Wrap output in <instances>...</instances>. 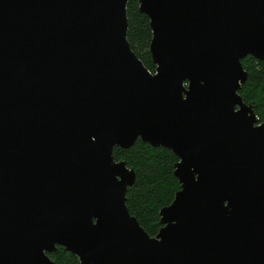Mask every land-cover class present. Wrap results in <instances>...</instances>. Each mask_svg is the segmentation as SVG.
<instances>
[{"label": "water", "instance_id": "water-1", "mask_svg": "<svg viewBox=\"0 0 264 264\" xmlns=\"http://www.w3.org/2000/svg\"><path fill=\"white\" fill-rule=\"evenodd\" d=\"M0 0V264H264V122L239 93L264 0ZM172 150L181 187L152 236L114 149Z\"/></svg>", "mask_w": 264, "mask_h": 264}, {"label": "trees", "instance_id": "trees-1", "mask_svg": "<svg viewBox=\"0 0 264 264\" xmlns=\"http://www.w3.org/2000/svg\"><path fill=\"white\" fill-rule=\"evenodd\" d=\"M127 15L131 47L147 68L155 72L156 66L150 53L153 36L150 18L140 11L139 0H129ZM242 63L248 72V79L239 93L245 102L253 104L260 122H264V60L248 55ZM114 155L116 160H125L135 170L136 181L128 188L126 204L146 231L155 236L162 226L161 208L174 200L181 187L174 173L179 158L172 150L153 146L141 138L129 148L115 147ZM50 256L58 264H80L79 258L62 246Z\"/></svg>", "mask_w": 264, "mask_h": 264}, {"label": "flooded vegetation", "instance_id": "flooded-vegetation-1", "mask_svg": "<svg viewBox=\"0 0 264 264\" xmlns=\"http://www.w3.org/2000/svg\"><path fill=\"white\" fill-rule=\"evenodd\" d=\"M162 227V226H161ZM58 247H61V246H58ZM63 247V246H62ZM65 248V247H64ZM58 249V248H57ZM57 249L55 251H57ZM55 251L53 252H48V255L50 256L51 253H54ZM67 251V250H66ZM69 252V251H68ZM71 253V252H70ZM73 254V253H72ZM75 255V254H74ZM77 256V255H76ZM51 257V256H50ZM78 257V256H77ZM80 261V260H79Z\"/></svg>", "mask_w": 264, "mask_h": 264}]
</instances>
